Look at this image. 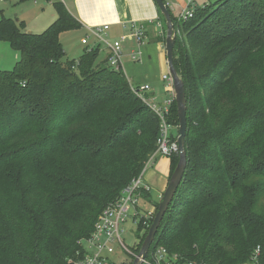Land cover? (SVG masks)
Listing matches in <instances>:
<instances>
[{
  "label": "trees",
  "instance_id": "1",
  "mask_svg": "<svg viewBox=\"0 0 264 264\" xmlns=\"http://www.w3.org/2000/svg\"><path fill=\"white\" fill-rule=\"evenodd\" d=\"M53 4L58 17L38 33L0 9V38L20 53L0 70V264L83 257L99 216L158 149L159 116L99 49L64 60L61 34L82 24ZM172 18L187 166L151 248L242 264L260 246L264 264V0L198 3L193 17ZM168 122L179 124L175 99ZM144 222L137 253L153 218Z\"/></svg>",
  "mask_w": 264,
  "mask_h": 264
},
{
  "label": "built area",
  "instance_id": "2",
  "mask_svg": "<svg viewBox=\"0 0 264 264\" xmlns=\"http://www.w3.org/2000/svg\"><path fill=\"white\" fill-rule=\"evenodd\" d=\"M4 1V0H0ZM56 1V0H54ZM36 2V0H35ZM168 6V4L166 3ZM198 3L196 0H184V5L179 13V20H186L193 17ZM169 7V6H168ZM160 34L165 35V31L161 23L158 25ZM109 24L88 27L89 35L82 40L83 44H89V40L94 38L98 44H103L108 50L107 62L117 71L123 72L125 75V57L128 56L132 62L142 61L144 52L143 45L147 42L148 36L144 24L131 22L125 24V32L119 37L111 39L108 37ZM126 42H133L134 47L126 54ZM129 79V78H128ZM162 79L167 81L172 91L173 97L165 101V105H161L155 98H149L147 92L151 90L150 85H134L131 80L130 85L132 91L142 99V101L151 107V109L160 118V137L158 140V149L156 153L146 163L140 176L135 178L132 183L127 186L122 195L113 203H111L99 216L92 235L82 241L84 256L81 258H70L68 264H115L112 262V256L116 254L117 248L120 247L124 253L137 257L138 253L135 248H130L122 240V226L128 221L130 211L133 210V220L138 222L145 218L144 224H148L156 214V207L143 210V214L139 210V202L145 193H151V186L144 181V174L148 167L151 166L154 159L161 156H170L173 152L179 151L178 138L173 137L170 133L171 124L168 122L170 107L175 99L173 81L170 73H165ZM178 137V135H177ZM261 256V247L258 246L249 260L242 264H259ZM142 264H208L204 261L188 260L179 253H172L164 246H158L152 250L150 248L147 256L142 260Z\"/></svg>",
  "mask_w": 264,
  "mask_h": 264
},
{
  "label": "crops",
  "instance_id": "3",
  "mask_svg": "<svg viewBox=\"0 0 264 264\" xmlns=\"http://www.w3.org/2000/svg\"><path fill=\"white\" fill-rule=\"evenodd\" d=\"M6 1V0H5ZM17 0H14V2ZM35 1V0H34ZM36 0L35 3H38ZM51 3L54 7V0H43L44 3ZM62 1L69 11L80 21L82 27L75 31L65 32L61 34V41L64 45L66 55L69 56L68 52L74 49L75 52L72 53L71 58L78 59L85 50L99 49V61H106L108 57V50L103 44H98V42L91 38L89 44H83L82 40L89 35L88 27L109 24L110 29L108 30V37L111 39L119 37L125 32V24L131 22L142 23L145 26L146 33L148 36L147 44L152 41H156L160 47H162L161 55V68L164 72L169 71L166 50H165V39L166 35L160 34L159 24L163 26V20L161 18V10L156 2V0H60ZM168 4L170 12L174 10L172 2H175L177 6L181 8L184 5V0H164ZM197 1V0H196ZM198 3V1H197ZM179 12V13H180ZM57 11L55 14H51L49 20L40 19L37 22L38 30H31L32 32H42L44 31L56 18ZM54 19V20H53ZM27 31L28 29L25 28ZM82 31L83 34L79 37L78 42H74L66 36L69 33ZM72 34V33H71ZM66 37V44L64 43V38ZM145 43V44H146ZM144 44V45H145ZM143 45V46H144ZM126 54L134 47L133 42H126ZM70 58V56H69ZM151 58L150 56L148 57ZM126 62L132 61L128 56L125 57L124 65ZM167 73V72H166ZM165 74V73H164ZM128 77V75L126 74ZM130 79V78H129ZM131 80V79H130ZM165 81V80H164ZM149 85V83L137 82V86ZM151 87V86H150ZM148 96L155 98L157 102H160L159 92L156 89H152L147 92ZM157 158V159H156ZM144 174V181L151 186V194L149 195L147 205L151 208H155L156 204L161 200L164 191L167 188L170 171H171V159L167 156H157ZM144 198V197H143Z\"/></svg>",
  "mask_w": 264,
  "mask_h": 264
},
{
  "label": "rangeland",
  "instance_id": "4",
  "mask_svg": "<svg viewBox=\"0 0 264 264\" xmlns=\"http://www.w3.org/2000/svg\"><path fill=\"white\" fill-rule=\"evenodd\" d=\"M174 1V0H169ZM200 5L205 3H212L216 0H197ZM47 2V1H46ZM174 10L172 14L174 17H179L180 8L172 2ZM0 9L3 11V15L7 18H13L15 20L25 21V28L28 29V32H32L33 30H38L37 22L41 18L44 20H49L51 14L56 13L55 6L53 7L51 3H44L43 0H39L38 3H35L34 0H4L0 1ZM0 14V19H1ZM58 17V15H57ZM54 20V19H53ZM56 20V19H55ZM165 27V22H163ZM33 29V30H32ZM32 30V31H31ZM165 31V29H164ZM38 33V32H34ZM72 33V34H71ZM69 33V39L73 40L75 43L79 41V37L83 34L82 31H76ZM165 33V32H164ZM66 37L64 38V43L66 44ZM144 52V58L139 62H126L125 70L128 75V78L131 79V82L136 85L137 82L141 83H149L152 89H156L159 92L160 98L158 99L161 105H165V101L171 99L173 97L172 91H170V86L167 81L162 79L164 73H169V71L164 72L161 68V55L162 47L156 41H152L149 44H145L142 47ZM75 50L71 49L68 52L70 58L72 53ZM69 56H65L64 60H67ZM151 57L150 59L148 57ZM20 53L13 48L10 42L0 38V70H10L14 68L16 62L19 60ZM137 86V85H136ZM148 96V94H147ZM149 97V96H148ZM150 98V97H149ZM178 126L175 124H171L170 133H172L173 137L178 138ZM179 151L173 152L170 156H167L171 159L172 155L178 154ZM148 167L147 170H149ZM146 194V193H145ZM151 194V193H150ZM149 194V195H150ZM148 198L144 195L138 204L140 213L143 214V210H148L151 207L147 205ZM160 201L158 202V204ZM261 203H264V197L261 199ZM134 211H130V217L128 221L122 226V240L130 247L136 248L140 243V237L143 233L139 231L138 228V220H133ZM117 253L112 256V262L115 264H119L122 262L132 263L135 259L134 256L124 253L123 250L118 247Z\"/></svg>",
  "mask_w": 264,
  "mask_h": 264
},
{
  "label": "water",
  "instance_id": "5",
  "mask_svg": "<svg viewBox=\"0 0 264 264\" xmlns=\"http://www.w3.org/2000/svg\"><path fill=\"white\" fill-rule=\"evenodd\" d=\"M162 14L165 17L167 32L165 39V50L167 64L169 68V73L171 75L175 100L177 103L178 117H179V128H178V146L180 158L178 164L171 175L167 188L164 191L162 198L160 200L158 209L154 216L153 222L150 226V229L147 233V236L141 246V249L137 257L132 261L131 264H142V260L147 256L151 246L153 245L157 232L160 228L161 222L163 221L166 213L169 210V207L177 193L179 185L182 181L186 166H187V152L185 149V138L188 129V120H187V98L185 84L181 76L179 75L175 64H174V48L176 42V32L175 25L173 22L172 14L166 5L164 0H156Z\"/></svg>",
  "mask_w": 264,
  "mask_h": 264
}]
</instances>
